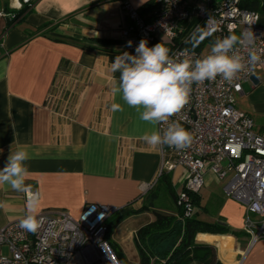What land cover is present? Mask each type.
Masks as SVG:
<instances>
[{"label": "crops", "instance_id": "1", "mask_svg": "<svg viewBox=\"0 0 264 264\" xmlns=\"http://www.w3.org/2000/svg\"><path fill=\"white\" fill-rule=\"evenodd\" d=\"M124 1L146 18L155 8V0H36L15 19L22 5L0 0V167L20 148L32 156L26 162L30 191L0 185V227L26 216L34 192L39 193L37 214L64 210L77 217L87 203H96L116 208V225L144 216L143 223L128 229L132 240L154 219L151 208L175 214L170 193L183 188L184 168L157 176L159 146L141 139L152 126L111 90L119 78L110 71L114 58L124 52L135 55L121 37L129 23ZM148 4L151 9L144 11ZM258 25L264 27V14ZM197 27L194 21L183 25L181 40L190 49L187 41ZM210 46L206 39L194 50L205 55ZM114 103L121 109L113 110ZM236 106L264 135V65L243 84ZM205 180L196 218L224 226L226 233H197L195 242L213 248L215 264H264V239L251 244L243 231L245 206L227 198L223 183L210 174ZM156 186L170 206L157 198L159 203L139 211ZM112 228L107 240L116 246Z\"/></svg>", "mask_w": 264, "mask_h": 264}, {"label": "built area", "instance_id": "2", "mask_svg": "<svg viewBox=\"0 0 264 264\" xmlns=\"http://www.w3.org/2000/svg\"><path fill=\"white\" fill-rule=\"evenodd\" d=\"M15 1L29 6L36 0ZM240 2L155 0L153 12L146 18L124 1L129 23L121 29V37L129 51H135L143 39L162 43L174 57L195 59L203 56L201 52L181 40L183 25L194 21L196 26L215 29L207 38L211 44L216 38L235 34L240 37L235 51L246 58L249 52L260 56L231 83L217 76L192 85L188 103L167 122H180L192 134V142L179 150L160 145L157 173L160 177L177 166L189 173L175 199L183 218L198 212L191 195L199 196L207 174L222 182L224 195L246 208L243 231L252 244L264 239V135L254 131L253 120L236 105L243 84L264 65V27L258 25L259 13L241 8ZM167 123L157 129L166 128ZM116 211L96 203H87L77 217L64 210L42 211L37 216L45 219L35 232L20 227L23 218L11 221L0 227V264H122L107 240V221Z\"/></svg>", "mask_w": 264, "mask_h": 264}, {"label": "clouds", "instance_id": "3", "mask_svg": "<svg viewBox=\"0 0 264 264\" xmlns=\"http://www.w3.org/2000/svg\"><path fill=\"white\" fill-rule=\"evenodd\" d=\"M214 31L198 26L187 43L194 50ZM239 43L240 37L229 34L216 38L208 54L195 59L185 55L181 59L170 55V49L162 43L149 47L142 39L135 55L124 52L114 58L110 71L113 74L118 72L119 78L111 90L114 96L119 95L126 105L135 108L142 121L152 126L142 135L144 142L152 147L166 144L178 150L191 144L192 134L180 122H167L188 103L194 83L202 84L217 76L231 83L248 65L260 60L255 52H249L246 58L235 51ZM112 108L119 110L121 105L114 103ZM161 123H167V127L157 129L156 126ZM30 159L32 156L23 148L10 152L3 167H0V185H7L18 192L30 191V186L26 184L29 175L26 162ZM38 202L39 193L34 192L27 203V214L20 221L22 229L35 232L43 223L45 218H38L35 210Z\"/></svg>", "mask_w": 264, "mask_h": 264}, {"label": "trees", "instance_id": "4", "mask_svg": "<svg viewBox=\"0 0 264 264\" xmlns=\"http://www.w3.org/2000/svg\"><path fill=\"white\" fill-rule=\"evenodd\" d=\"M23 6L26 5H22L15 19H18L25 13L26 7L23 8ZM151 7V4H148L144 11L150 10ZM240 7L264 14V0H241ZM108 43L117 44L119 42L108 41ZM147 44L148 46H154L157 43L150 42ZM97 51L103 52L101 49ZM116 54L111 53L110 56L112 57ZM163 180H168V176H164ZM161 191V186L150 189L146 193L148 202L144 203L139 211L149 210L152 202L158 198ZM170 195L175 202L176 195L172 192ZM191 196L193 202L197 205L199 197ZM150 210L153 213L154 219L150 223L140 227L134 236V243L139 252L138 264H151L152 259L154 264L157 262H160V264H190L191 262H196L197 264H215L213 248L208 245L197 244L195 236L197 233L204 232L226 233L224 226L211 225L200 221L196 218L197 213L191 218H183L182 211L178 207L175 214L152 208ZM118 221L117 219L115 222L117 223ZM114 224L107 222V237ZM111 247L113 250L115 249L113 244Z\"/></svg>", "mask_w": 264, "mask_h": 264}, {"label": "rangeland", "instance_id": "5", "mask_svg": "<svg viewBox=\"0 0 264 264\" xmlns=\"http://www.w3.org/2000/svg\"><path fill=\"white\" fill-rule=\"evenodd\" d=\"M185 174H184V183L187 179H189V173L184 169ZM182 190V189H181ZM179 190V191H181ZM163 194V191L160 192L158 199L160 202H164L168 206H170L171 202L170 200H164L160 196ZM158 199H155V203L158 201ZM159 201L157 203H159ZM166 201V202H165ZM119 219L117 211L112 214L108 222H112L114 224V227L112 228V233H111V239L112 241L116 242L117 245L115 246V253L117 257H119L122 261L123 264H138L139 263V252L135 246L134 240L128 238V229L132 227H136L140 223H143L144 216H139L137 218H131L128 219L125 224H119L116 225V220ZM116 225V226H115ZM116 228V229H114ZM114 229V230H113ZM3 251L6 252V248L2 247ZM153 260V259H152ZM157 264H160V262H157Z\"/></svg>", "mask_w": 264, "mask_h": 264}]
</instances>
